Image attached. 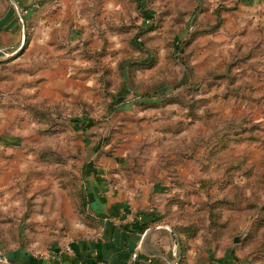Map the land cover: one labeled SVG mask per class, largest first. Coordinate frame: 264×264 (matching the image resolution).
<instances>
[{"label": "rangeland", "instance_id": "rangeland-1", "mask_svg": "<svg viewBox=\"0 0 264 264\" xmlns=\"http://www.w3.org/2000/svg\"><path fill=\"white\" fill-rule=\"evenodd\" d=\"M144 1L152 12L145 21L135 0H0V18L11 9L20 28L0 40V140L20 139L0 142L1 264L14 262L7 251L40 255L52 243L93 235L82 202L90 169L127 156L132 176L142 154L174 162L182 129L196 136L191 151L200 153L189 162L190 192H251L249 218L264 222L256 214L264 210V5ZM147 56L149 66L140 63ZM74 118L93 125L76 129ZM235 138L258 145L220 158ZM167 171L175 182L176 171ZM252 231L239 249L250 256L245 264H264V230ZM197 232L190 225L184 237ZM237 233L239 242L245 236Z\"/></svg>", "mask_w": 264, "mask_h": 264}, {"label": "crops", "instance_id": "crops-1", "mask_svg": "<svg viewBox=\"0 0 264 264\" xmlns=\"http://www.w3.org/2000/svg\"><path fill=\"white\" fill-rule=\"evenodd\" d=\"M19 1L30 6L34 0ZM240 3L250 7L264 5L262 0H240ZM19 30L15 13L11 9L7 10L0 18V40L5 35L9 38L19 34ZM141 99L140 102L146 103L147 98ZM161 99L160 96L155 98L157 101ZM85 119L89 124L81 129L83 131L93 125L89 119ZM163 129L172 130L167 126ZM174 134L181 137V140L175 138ZM174 134L162 138V141L167 142L175 138L177 144L182 141L177 146L174 162L170 161V157L161 158L163 162L155 157L145 159L146 156L142 154L136 168L139 171L132 175L134 177L126 174V163L130 160L127 156L105 160L104 164L96 166V171L90 169L82 202L85 212L94 217L91 219L95 226L93 235L90 232L76 237L65 246L52 243L51 249L40 255L25 248L4 252L9 260L14 261L13 264H245L250 256L244 259L247 252L239 248L242 240L245 239L246 243L251 240L246 232L251 236L254 233L252 229L264 232L263 221L249 218V212L253 211L248 205L251 192H190L189 162L192 157L197 158L200 154L191 151V143L196 136L185 129ZM3 137L0 140L3 145H20L17 136ZM230 142L229 148L220 153V158L241 156L244 154L242 147L252 149L251 144L258 145V142L250 143L237 138L230 139ZM168 148L162 150L167 151ZM196 166L198 168L193 169L198 174V180L202 181L200 165ZM167 169L176 171L175 182H172ZM56 187L53 192L58 199L62 190ZM40 190L45 192L44 188ZM32 191L35 192V188ZM262 198L264 200L263 194ZM209 201L213 203V209L212 203L208 208ZM227 201L231 202L230 206L226 204ZM211 212L212 223L209 219ZM257 213L263 219V207ZM190 225L197 227L198 232L194 237L186 239L184 232L188 234ZM210 228L214 234H208ZM237 231L243 232L245 237L236 242L238 247L234 250L227 241L231 239V243H234L233 239L238 233H233ZM179 243L181 247H178ZM215 244L223 246L217 254L212 251Z\"/></svg>", "mask_w": 264, "mask_h": 264}, {"label": "trees", "instance_id": "trees-1", "mask_svg": "<svg viewBox=\"0 0 264 264\" xmlns=\"http://www.w3.org/2000/svg\"><path fill=\"white\" fill-rule=\"evenodd\" d=\"M137 7H138V9H139V11L143 14V12H144V14H145V17H144V20L145 19H148V18H151V16H152V12L149 10V9H146L145 8V1L144 0H137ZM25 18V17H24ZM26 41H27V37H25L24 36V44L26 43ZM136 47H140L141 45H139V44H134ZM179 46V45H178ZM177 46V47H178ZM151 61H152V59L150 58V56L148 57H146V58H144L143 60H141V62L140 63H142L143 65L144 64H147L148 66L150 65V63H151ZM149 62V63H148ZM121 93V92H120ZM161 98H162V96H160ZM120 97H118V99H119ZM162 100V99H161ZM160 100V101H161ZM73 121H74V124H75V126L77 127V128H79V129H83V128H85L89 123H87L88 122V120H86V119H80V118H74L73 119Z\"/></svg>", "mask_w": 264, "mask_h": 264}, {"label": "water", "instance_id": "water-1", "mask_svg": "<svg viewBox=\"0 0 264 264\" xmlns=\"http://www.w3.org/2000/svg\"><path fill=\"white\" fill-rule=\"evenodd\" d=\"M233 242H234V243L238 242V237H235V238L233 239Z\"/></svg>", "mask_w": 264, "mask_h": 264}]
</instances>
